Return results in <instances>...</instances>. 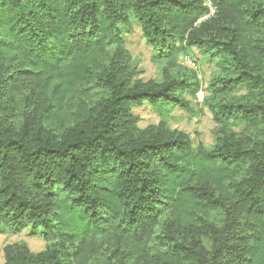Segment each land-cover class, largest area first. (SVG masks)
I'll return each mask as SVG.
<instances>
[{
	"label": "trees",
	"instance_id": "16d2710c",
	"mask_svg": "<svg viewBox=\"0 0 264 264\" xmlns=\"http://www.w3.org/2000/svg\"><path fill=\"white\" fill-rule=\"evenodd\" d=\"M204 1L0 0V234L47 243L3 264H264V0ZM130 18L161 82L133 79ZM191 48L217 63L213 150L130 113L191 108Z\"/></svg>",
	"mask_w": 264,
	"mask_h": 264
},
{
	"label": "rangeland",
	"instance_id": "374dc122",
	"mask_svg": "<svg viewBox=\"0 0 264 264\" xmlns=\"http://www.w3.org/2000/svg\"><path fill=\"white\" fill-rule=\"evenodd\" d=\"M122 43L129 53V68L134 71V80L143 82L163 80L164 61L146 42L139 24L130 18L127 27H121ZM178 65L172 73L188 68L195 71L200 81V91L197 93H184L190 100L191 108L186 111L169 109L164 113H158L148 105L133 106L130 113L137 119V126L145 128L150 125L163 123L170 131H178L188 136L191 146L196 149L201 145L206 150H213L215 146V134L220 125L214 123L212 115L206 108L203 98L209 95L208 83L211 77L217 73V63L209 59L201 51L191 48L189 53L179 57ZM243 94L244 90H240ZM227 127L235 132H241L245 126L241 123H229ZM47 243L40 231L36 234L27 229L19 234L7 232L0 234V264L4 263V250L8 246H23L29 252L37 254L46 249Z\"/></svg>",
	"mask_w": 264,
	"mask_h": 264
},
{
	"label": "built area",
	"instance_id": "2783aa9c",
	"mask_svg": "<svg viewBox=\"0 0 264 264\" xmlns=\"http://www.w3.org/2000/svg\"><path fill=\"white\" fill-rule=\"evenodd\" d=\"M204 5L207 8V13L200 19V21H204L206 19H209L210 17L214 16L216 9L214 5L209 0L204 1Z\"/></svg>",
	"mask_w": 264,
	"mask_h": 264
}]
</instances>
